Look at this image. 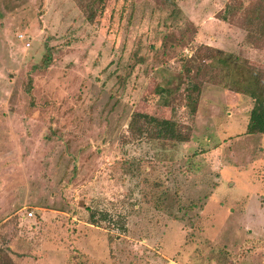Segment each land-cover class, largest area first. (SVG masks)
I'll return each mask as SVG.
<instances>
[{
  "label": "rangeland",
  "instance_id": "374dc122",
  "mask_svg": "<svg viewBox=\"0 0 264 264\" xmlns=\"http://www.w3.org/2000/svg\"><path fill=\"white\" fill-rule=\"evenodd\" d=\"M233 1L107 0L91 24L84 0H0V262L264 264L249 94L207 82L196 113L179 99L188 143L129 132L135 112L172 117L156 89H176L201 46L264 72V49L220 17Z\"/></svg>",
  "mask_w": 264,
  "mask_h": 264
},
{
  "label": "trees",
  "instance_id": "16d2710c",
  "mask_svg": "<svg viewBox=\"0 0 264 264\" xmlns=\"http://www.w3.org/2000/svg\"><path fill=\"white\" fill-rule=\"evenodd\" d=\"M107 0H84L83 9L91 24H98L104 15ZM224 22L240 21L246 32L245 42L250 47L264 49V0H249L248 4L234 0L226 5L220 15ZM52 61L46 54L39 69L47 68ZM249 59L224 50L201 46L190 59L181 64L183 79L177 88L158 87L156 94L163 100V106L170 109L171 118L135 112L129 123V132L133 139L160 142L175 146L188 143L192 130L177 118L176 103L182 99L186 106L196 113L203 85L207 82L218 84L224 89L245 93L253 100L246 133L264 136V72L252 68ZM29 92L33 90V79H29ZM180 95V96H178ZM157 187V186H156ZM159 199V198H158ZM108 212H91L89 224L101 226L103 222H113ZM121 231H126L125 219L120 223ZM0 264H14L11 261Z\"/></svg>",
  "mask_w": 264,
  "mask_h": 264
},
{
  "label": "built area",
  "instance_id": "2783aa9c",
  "mask_svg": "<svg viewBox=\"0 0 264 264\" xmlns=\"http://www.w3.org/2000/svg\"><path fill=\"white\" fill-rule=\"evenodd\" d=\"M20 38H21L22 40H24V35H21V36H20ZM28 46H30V44L27 42V47H28ZM29 215H30V216H33V214H32V213H31V214H29Z\"/></svg>",
  "mask_w": 264,
  "mask_h": 264
}]
</instances>
